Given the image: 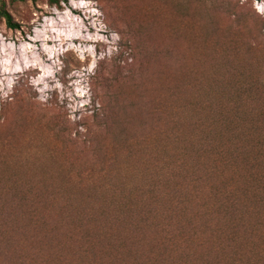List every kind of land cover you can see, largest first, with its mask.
Returning <instances> with one entry per match:
<instances>
[{"label":"rangeland","instance_id":"obj_1","mask_svg":"<svg viewBox=\"0 0 264 264\" xmlns=\"http://www.w3.org/2000/svg\"><path fill=\"white\" fill-rule=\"evenodd\" d=\"M44 3L70 9L6 0L21 29L0 20V45L33 43L62 85L33 102L31 68L0 104V264H264V17L240 0H96L99 35L121 39L70 121L60 95L92 58L68 48L53 65L28 41ZM232 189L247 211L229 242L218 210L199 213Z\"/></svg>","mask_w":264,"mask_h":264},{"label":"clouds","instance_id":"obj_2","mask_svg":"<svg viewBox=\"0 0 264 264\" xmlns=\"http://www.w3.org/2000/svg\"><path fill=\"white\" fill-rule=\"evenodd\" d=\"M29 9L24 10V15L27 16L31 6V0H28ZM70 9L83 10L84 18L88 21V26L94 30L92 34L80 36V32L87 33L86 28L81 21L80 15H74L69 8L63 11H58L55 6L48 7L47 3L41 5L47 16L41 20L40 16H36L25 21V31L31 30L33 35L28 36V41H38L40 50L47 56L53 65H58V61L53 60V56L58 53H63L71 48L75 50L79 59H85V53L90 56L91 63L86 69L73 71L72 75L78 77L74 81L75 86L71 91L62 92L60 100L63 102L66 97L69 100L67 105L69 113L67 119L75 121L80 117L73 115L78 109H83L89 103L83 98L87 95L86 73L91 72L96 67L97 60H103L105 56L111 57L117 51V42L120 41V35L113 31L110 33L111 39L108 40L105 36L99 35L100 32L106 30L105 23L100 19L103 15L96 6V0H69ZM241 5L247 4L253 12L260 17H264V0H240ZM82 40H102L108 44L107 51H101L97 56L94 45H76L68 43L64 47L65 41H70L73 37ZM19 43L8 42L0 45V104H12L15 102V88L19 77L16 73H23L31 68H40L41 72L35 78L29 80V84L33 90L38 93L33 97V102L45 103L49 100V93L61 89L62 85L58 80H55L52 66L45 65L41 60L36 46L33 43L26 42L23 37H18ZM11 41V36H9ZM49 41L53 43L49 45ZM255 46V42H253ZM131 63V60H129ZM90 115V113H89ZM80 131H86L83 127ZM75 137V132H73Z\"/></svg>","mask_w":264,"mask_h":264},{"label":"trees","instance_id":"obj_3","mask_svg":"<svg viewBox=\"0 0 264 264\" xmlns=\"http://www.w3.org/2000/svg\"><path fill=\"white\" fill-rule=\"evenodd\" d=\"M9 1H15V0H9ZM21 1H24V0H21ZM49 1H50V4L52 5H57L59 3V0H49ZM0 20L4 21L5 26L8 29H12V30L21 29L22 25L13 18L12 14L6 8V0H0ZM231 191L228 190L224 193V196L222 197L224 202L215 203V207H213V210L210 211V213L205 214L210 208H212L211 207L212 205H206L204 209H202L199 213L203 216L204 218L203 221L207 222L210 219L212 213H214L215 210L216 211L218 210L219 215H220L218 218L222 219L224 224L222 225L223 227L219 226L216 229H220L219 230L220 234L225 235L228 238L229 242H232L234 240V234L237 233L238 224L242 221L247 211L246 204H240L235 198L236 195H238L236 194V190L232 189ZM167 192H169V189L167 190ZM177 196H179V194ZM192 229H195V228H192ZM211 235L213 234L211 233ZM193 237L194 235L187 239L192 241ZM209 237L212 238L213 236H209ZM217 244L224 245L219 242ZM219 249L223 251L224 247L219 246ZM131 256H134V252L131 254Z\"/></svg>","mask_w":264,"mask_h":264}]
</instances>
